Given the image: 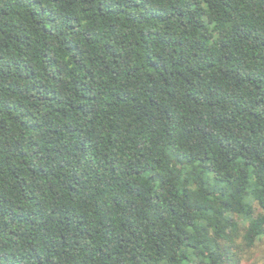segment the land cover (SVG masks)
<instances>
[{
	"label": "trees",
	"instance_id": "16d2710c",
	"mask_svg": "<svg viewBox=\"0 0 264 264\" xmlns=\"http://www.w3.org/2000/svg\"><path fill=\"white\" fill-rule=\"evenodd\" d=\"M261 241L264 0H0V264Z\"/></svg>",
	"mask_w": 264,
	"mask_h": 264
},
{
	"label": "rangeland",
	"instance_id": "374dc122",
	"mask_svg": "<svg viewBox=\"0 0 264 264\" xmlns=\"http://www.w3.org/2000/svg\"><path fill=\"white\" fill-rule=\"evenodd\" d=\"M247 257L242 264H264V241H261L250 257Z\"/></svg>",
	"mask_w": 264,
	"mask_h": 264
}]
</instances>
